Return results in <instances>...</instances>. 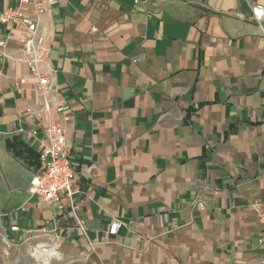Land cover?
Masks as SVG:
<instances>
[{
    "label": "crops",
    "instance_id": "0c3cea01",
    "mask_svg": "<svg viewBox=\"0 0 264 264\" xmlns=\"http://www.w3.org/2000/svg\"><path fill=\"white\" fill-rule=\"evenodd\" d=\"M49 3L55 72L43 70L77 194L61 209L31 196L33 156L8 149L19 138L37 154L25 113L43 102L15 30L0 26V264L7 246L53 242L90 264H264L251 207L264 198V19L251 7L264 0Z\"/></svg>",
    "mask_w": 264,
    "mask_h": 264
},
{
    "label": "built area",
    "instance_id": "2783aa9c",
    "mask_svg": "<svg viewBox=\"0 0 264 264\" xmlns=\"http://www.w3.org/2000/svg\"><path fill=\"white\" fill-rule=\"evenodd\" d=\"M49 4V0H13L11 7L0 11V26H10L15 30V38L21 46L20 59L27 66L32 78V87L43 102L42 111L27 109L25 113L31 120V129L26 133V138L36 140L39 162L28 191L31 196L61 209L63 198L71 199L77 194V172L63 124L53 117L49 99L51 79L43 70L47 67L55 72L51 65V47L41 30V19L48 11ZM251 13L253 19L261 25L264 7L252 6ZM93 31L95 32V29ZM5 46V41L0 42L1 48ZM27 84L26 78L17 79L13 84L14 91L21 93ZM55 114L61 116L63 122H68L71 118V107L67 104L59 105ZM251 207L260 227L257 241L259 245L264 246V198L254 201ZM80 225L82 226V223ZM121 226L120 222L113 221L109 234L116 235ZM11 230L18 231V227H12Z\"/></svg>",
    "mask_w": 264,
    "mask_h": 264
},
{
    "label": "rangeland",
    "instance_id": "374dc122",
    "mask_svg": "<svg viewBox=\"0 0 264 264\" xmlns=\"http://www.w3.org/2000/svg\"><path fill=\"white\" fill-rule=\"evenodd\" d=\"M54 240V235H53ZM39 244L35 245L23 244L16 246H7V250H9L8 255L6 256L7 264H43L42 262H38L32 255V252L38 247ZM56 242H53V247ZM50 245V242H48ZM11 248V249H9ZM50 249V247H46ZM59 257L54 258L50 264H90L88 261L87 255L83 252V250L79 249H63L58 246ZM47 249V250H48Z\"/></svg>",
    "mask_w": 264,
    "mask_h": 264
},
{
    "label": "trees",
    "instance_id": "16d2710c",
    "mask_svg": "<svg viewBox=\"0 0 264 264\" xmlns=\"http://www.w3.org/2000/svg\"><path fill=\"white\" fill-rule=\"evenodd\" d=\"M8 149L9 151L20 160L25 161V163H28L26 160L28 159V155L33 156L32 157V166L36 169H38L39 162H38V155L35 154L31 149H29L21 139L15 138L13 142H8Z\"/></svg>",
    "mask_w": 264,
    "mask_h": 264
},
{
    "label": "bare ground",
    "instance_id": "6f19581e",
    "mask_svg": "<svg viewBox=\"0 0 264 264\" xmlns=\"http://www.w3.org/2000/svg\"><path fill=\"white\" fill-rule=\"evenodd\" d=\"M47 249H43V247H40L38 249H35L32 255L38 262H42L43 264H50V260L59 257V251L56 245L53 248H50L48 250Z\"/></svg>",
    "mask_w": 264,
    "mask_h": 264
}]
</instances>
